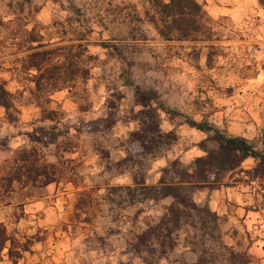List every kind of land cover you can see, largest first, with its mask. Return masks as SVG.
<instances>
[{
    "label": "rangeland",
    "instance_id": "374dc122",
    "mask_svg": "<svg viewBox=\"0 0 264 264\" xmlns=\"http://www.w3.org/2000/svg\"><path fill=\"white\" fill-rule=\"evenodd\" d=\"M148 8L144 0H0V84L15 100L14 122L0 110V224L10 238L0 264H147L138 238L159 225L172 200L143 202L135 177L155 186L172 161L191 164L201 156L209 136L186 120L214 124L215 112L235 103V88L217 77L264 69L239 31L233 46L218 43L226 36L213 22L197 41L168 42L147 18ZM43 51L55 61L73 60L89 75L47 92L40 105L27 64L30 54ZM137 88L156 91L166 109L181 114L159 111L161 130L177 136L161 156L147 154L136 136L145 117ZM43 108L54 112L52 121L43 119ZM33 150L51 165L64 156L61 174L73 179L64 175L46 188L14 183L5 191L3 179L14 173L18 154ZM254 166L248 160L244 169ZM194 200L218 215L217 241L264 264L263 179L234 174L221 189L197 190ZM178 242L167 253L154 244L160 251L153 264L195 262L186 232Z\"/></svg>",
    "mask_w": 264,
    "mask_h": 264
},
{
    "label": "trees",
    "instance_id": "16d2710c",
    "mask_svg": "<svg viewBox=\"0 0 264 264\" xmlns=\"http://www.w3.org/2000/svg\"><path fill=\"white\" fill-rule=\"evenodd\" d=\"M144 2L149 7L146 11L147 18L165 41H197L201 35L211 32L212 20L196 0H144ZM259 3L264 7V0H259ZM27 67L29 71L34 72L35 87L38 91L36 97L40 105L47 92H54L80 74L84 79L89 75V71H82L80 65L69 58L55 61L50 51L30 54ZM135 101L143 108L142 114L145 116L136 136L147 154L161 156L167 147L176 145L177 136L175 133H164L161 130L159 111L171 117L181 114L166 109L159 102L156 91L137 88ZM154 103L159 107L154 108ZM14 108L13 95L5 85L0 84V110L6 112L11 122L15 121L12 112ZM54 115V112L43 108L44 120L52 121ZM186 124L209 136L207 142L201 144L203 154L195 158L191 164H185L179 159L172 161L162 170V177L155 186H148L145 181L138 182L135 177L134 185L136 188L141 187L139 189L144 197L143 202L159 203L165 199L172 200L159 225L144 232L138 238L135 247L137 251L145 253L143 260L147 264H153L155 254L160 251L154 248L156 243L160 249H165L162 253L173 251L176 244H179L181 233L186 232L189 245L197 256V260L191 264H252V257L248 254L241 255L217 241L219 217L207 207L198 205L194 200V194L199 189H221L234 174H245L251 182L257 179L264 180V135L255 141L231 136L207 118L201 122L188 118ZM208 142H212L214 146L210 148ZM63 157L61 155L58 163L51 165L41 163L35 150L20 152L16 158L17 166L14 173L3 179V189L9 191L14 183L38 188L59 183L62 176L70 175L61 174L65 165ZM248 160L255 162L251 170L244 169ZM72 177L73 175H70V179H73ZM137 190L126 189L129 195H134ZM209 239L217 241V245L208 248L205 243L210 241ZM9 242L6 228L0 224V255ZM143 247L148 250H142ZM222 248L225 253L219 254ZM19 255L14 250L9 251V256L13 260L19 258Z\"/></svg>",
    "mask_w": 264,
    "mask_h": 264
},
{
    "label": "crops",
    "instance_id": "0c3cea01",
    "mask_svg": "<svg viewBox=\"0 0 264 264\" xmlns=\"http://www.w3.org/2000/svg\"><path fill=\"white\" fill-rule=\"evenodd\" d=\"M196 1L216 25V31L226 36L218 42L220 45L238 44L237 28L256 14L262 16L260 30L261 39L264 40V7L260 5L259 0ZM232 49L236 50V47ZM226 74L228 72L224 77L217 78L222 81L221 83L225 81L227 86L235 88L233 92L235 103L225 102L224 105L228 107L222 106L215 112V119L212 120L218 128L227 131L231 136L255 141L264 133V69L261 68L260 73L256 75H251L250 72L239 77L234 72ZM236 82L240 83L238 87L232 84Z\"/></svg>",
    "mask_w": 264,
    "mask_h": 264
},
{
    "label": "built area",
    "instance_id": "2783aa9c",
    "mask_svg": "<svg viewBox=\"0 0 264 264\" xmlns=\"http://www.w3.org/2000/svg\"><path fill=\"white\" fill-rule=\"evenodd\" d=\"M261 21L262 16L256 14L249 18L245 24L240 25L237 30L243 36V42L252 58L264 65V40L261 39Z\"/></svg>",
    "mask_w": 264,
    "mask_h": 264
}]
</instances>
